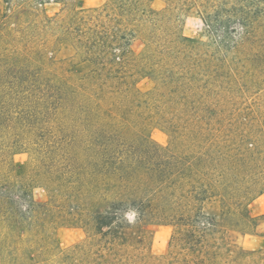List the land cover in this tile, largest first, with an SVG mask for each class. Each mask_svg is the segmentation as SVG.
<instances>
[{"label":"rangeland","instance_id":"1","mask_svg":"<svg viewBox=\"0 0 264 264\" xmlns=\"http://www.w3.org/2000/svg\"><path fill=\"white\" fill-rule=\"evenodd\" d=\"M0 76V264H264V0H0Z\"/></svg>","mask_w":264,"mask_h":264},{"label":"trees","instance_id":"2","mask_svg":"<svg viewBox=\"0 0 264 264\" xmlns=\"http://www.w3.org/2000/svg\"><path fill=\"white\" fill-rule=\"evenodd\" d=\"M129 35H131V37L133 36V33H132V30L130 31L129 29ZM125 36L126 35H123L120 37V40H125ZM16 73L15 71H12V74ZM1 77V76H0ZM77 98H66V99H57V100H52V102L50 103V106L47 108L48 110H55V109H60L61 107V104L63 102H67V103H72L71 107L75 106V107H82V108H90L91 105L87 104L86 103V100H83V99H79V101L76 100ZM65 100V101H64ZM34 146L37 147V149H39V151H41L42 154H44V156L47 158V155H48V146L45 145L43 147V145L39 144V143H34ZM52 147V146H51Z\"/></svg>","mask_w":264,"mask_h":264},{"label":"crops","instance_id":"3","mask_svg":"<svg viewBox=\"0 0 264 264\" xmlns=\"http://www.w3.org/2000/svg\"><path fill=\"white\" fill-rule=\"evenodd\" d=\"M264 213V209H262L261 210V214H263ZM245 238V237H244ZM245 240V239H244ZM241 246H242V249L244 250V251H247V250H250V249H246L245 248V246L243 245V243H241ZM258 249V248H257ZM253 250H256V249H253Z\"/></svg>","mask_w":264,"mask_h":264}]
</instances>
